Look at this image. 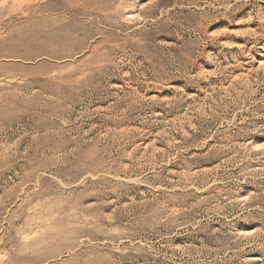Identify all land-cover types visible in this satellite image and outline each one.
Instances as JSON below:
<instances>
[{"label":"rangeland","instance_id":"obj_1","mask_svg":"<svg viewBox=\"0 0 264 264\" xmlns=\"http://www.w3.org/2000/svg\"><path fill=\"white\" fill-rule=\"evenodd\" d=\"M0 264H264V0H0Z\"/></svg>","mask_w":264,"mask_h":264}]
</instances>
